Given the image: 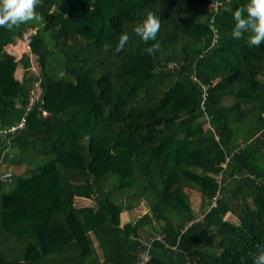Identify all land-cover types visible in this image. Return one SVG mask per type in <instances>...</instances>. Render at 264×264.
I'll return each mask as SVG.
<instances>
[{"label":"trees","instance_id":"1","mask_svg":"<svg viewBox=\"0 0 264 264\" xmlns=\"http://www.w3.org/2000/svg\"><path fill=\"white\" fill-rule=\"evenodd\" d=\"M224 4L41 0L46 23L0 28V264H253L264 42L233 38ZM148 12L161 28L145 43L133 28Z\"/></svg>","mask_w":264,"mask_h":264},{"label":"clouds","instance_id":"2","mask_svg":"<svg viewBox=\"0 0 264 264\" xmlns=\"http://www.w3.org/2000/svg\"><path fill=\"white\" fill-rule=\"evenodd\" d=\"M41 4V0H0V28L13 30L23 24L46 23L45 18L40 15L36 9ZM232 0H226V4L221 5L225 12H232L234 18V27L231 35L239 40L243 34L251 33L249 37V46L258 47L264 42V0H248L242 6L234 11L229 6ZM161 28V21L157 16L148 12L141 23L133 28V33L143 42L155 41ZM132 40L127 32H123L114 47L113 53L122 52ZM159 48V44H153L148 48L149 54H152ZM110 46L106 45L103 49L107 53ZM253 264H264V245L258 246L257 253L252 256Z\"/></svg>","mask_w":264,"mask_h":264},{"label":"built area","instance_id":"3","mask_svg":"<svg viewBox=\"0 0 264 264\" xmlns=\"http://www.w3.org/2000/svg\"><path fill=\"white\" fill-rule=\"evenodd\" d=\"M34 30L33 29H28L26 31L23 32L22 34V40L26 43L29 42L30 40V36H31V33L33 32ZM31 69H35L34 66L31 67ZM38 98V93H37V90L34 89V90H30V94H29V98H28V103L26 104L25 106V111H24V114L27 113V111L30 109L31 105L34 103V101ZM43 114H46L45 111H43ZM24 123H25V117L24 115L22 116V118L19 120V122H17L15 125H12L8 131L9 132H13L14 130L18 129V128H22L24 126ZM3 132H6V131H3ZM139 264H142L141 262Z\"/></svg>","mask_w":264,"mask_h":264},{"label":"rangeland","instance_id":"4","mask_svg":"<svg viewBox=\"0 0 264 264\" xmlns=\"http://www.w3.org/2000/svg\"><path fill=\"white\" fill-rule=\"evenodd\" d=\"M19 45V41L15 44V47H12L11 50L13 51H18V50H21V49H18L17 46ZM35 63V62H34ZM35 67V65H33ZM21 75H22V70L21 68H17L16 70V76L18 78H21ZM76 205H88V204H91V201L89 199H86V198H76V201H75ZM146 205H144V202L141 201L140 204L134 208V210L130 211V212H125L124 213V216L127 215L128 216H139L141 215L145 210H146ZM127 217H122V219H126L128 220ZM228 218H232L231 215H227Z\"/></svg>","mask_w":264,"mask_h":264},{"label":"crops","instance_id":"5","mask_svg":"<svg viewBox=\"0 0 264 264\" xmlns=\"http://www.w3.org/2000/svg\"><path fill=\"white\" fill-rule=\"evenodd\" d=\"M15 75H16V72H15ZM17 77V76H16ZM21 77H22V75H21ZM18 78V77H17ZM20 79V78H19ZM122 217H127V215H125L124 216V213L123 214H121V223H124V222H126V221H128L129 220V216L127 217L128 218V220H126V219H122Z\"/></svg>","mask_w":264,"mask_h":264},{"label":"water","instance_id":"6","mask_svg":"<svg viewBox=\"0 0 264 264\" xmlns=\"http://www.w3.org/2000/svg\"><path fill=\"white\" fill-rule=\"evenodd\" d=\"M0 135L3 136V138L5 137V133L4 132H0ZM3 175H8V173H4V174H2V176Z\"/></svg>","mask_w":264,"mask_h":264}]
</instances>
